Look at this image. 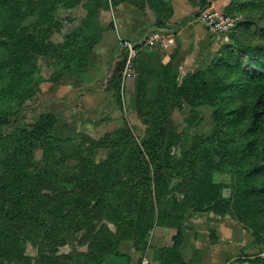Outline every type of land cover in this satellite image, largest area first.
Wrapping results in <instances>:
<instances>
[{
  "label": "trees",
  "instance_id": "trees-1",
  "mask_svg": "<svg viewBox=\"0 0 264 264\" xmlns=\"http://www.w3.org/2000/svg\"><path fill=\"white\" fill-rule=\"evenodd\" d=\"M65 1L90 4L89 19L122 2L152 5L159 29L171 13L161 0H0V105L22 108L38 98L46 82L37 78L40 57L55 68L53 86L92 65L91 53L111 26L96 29L89 21L65 31ZM223 13L239 21L203 70L181 78L177 53L167 65L149 64L140 53L131 107L147 125L142 137L125 124L98 140L86 133L65 138L53 113L20 126L0 113V264H131L123 244L146 252L158 227L176 233L171 246L153 249L152 262L187 264V222L196 213L230 216L264 246V0H231ZM88 29L95 30L90 37ZM56 33L63 41H52ZM122 70L120 61L111 81L118 99ZM184 106L192 110L188 129L199 125L198 107L211 111L208 133L176 130L171 115ZM99 150L106 151L101 161ZM211 240L218 242L214 234Z\"/></svg>",
  "mask_w": 264,
  "mask_h": 264
},
{
  "label": "crops",
  "instance_id": "crops-1",
  "mask_svg": "<svg viewBox=\"0 0 264 264\" xmlns=\"http://www.w3.org/2000/svg\"><path fill=\"white\" fill-rule=\"evenodd\" d=\"M161 1L167 4L171 13L169 19L165 21V26L160 29L156 25L157 11L152 5L147 4L141 9L130 2H122L112 8L111 12L106 11L100 17L99 24L102 29L111 27L94 47L90 56L92 65L80 77H68L63 82L50 85L45 91L42 90L40 97L49 103L42 114L53 113L61 120L74 118L77 123L92 125L105 123V117L106 120L110 117L112 120L121 118L118 97L111 88L113 74L122 57L120 39L138 43L152 31L167 32L175 40L173 47L163 50L157 44L155 47L141 49L140 53L142 51L146 53L145 58L149 64L167 65L177 53L174 64L181 78L205 69L226 42L211 37L199 22L198 14L204 0ZM230 3L231 0H215L214 6L225 12ZM132 87L134 88L133 84ZM209 216L211 219L204 221L201 228L195 223L197 220H194L192 215L187 222L184 244L186 263L249 264L238 263L236 260L241 258L242 254H252L256 248H260L253 243L251 234L229 216L227 218L213 214ZM212 229L216 230L215 237L219 240L216 243H213L212 236L210 237ZM154 232L159 238L167 237L165 246L172 245L175 230L157 228ZM262 250L260 253L264 251ZM130 254L132 255L129 257L130 262L134 264V251ZM150 263L158 264L152 260Z\"/></svg>",
  "mask_w": 264,
  "mask_h": 264
},
{
  "label": "rangeland",
  "instance_id": "rangeland-1",
  "mask_svg": "<svg viewBox=\"0 0 264 264\" xmlns=\"http://www.w3.org/2000/svg\"><path fill=\"white\" fill-rule=\"evenodd\" d=\"M92 8L93 7L87 2H82L79 6L74 7V8L69 7L67 1L63 2L59 8V14L62 16V18L65 19L66 27H67L65 31L67 30L70 31L73 29H81L83 27H86L87 26L86 24L89 21H90V24L92 22V25L95 26L94 28L97 29L98 27L97 25H100L99 24L100 17L103 14H105L106 11H101L97 18L89 19V14L92 13L93 11ZM112 8L108 12H111ZM33 19L34 18H30L31 21ZM93 33H95V30L88 29L86 31V35L89 37L90 35H93ZM52 41L55 43L63 41V34L62 33L54 34L52 37ZM2 52L3 51L0 52V55L1 54L4 55V52L3 53ZM121 55L124 56L123 51L121 52ZM50 63L52 62L49 58L40 57L38 59L39 73L37 74V78H39L40 80L43 79V82L46 80V82L42 83L41 93L38 95V98L35 101L27 102L22 108H20L17 102H7V103L0 105V113L9 116L10 121L12 122V125L20 126V125L35 123L39 119L40 115L42 114V111L46 110L45 108L48 107L47 105H49V103L43 97H40V95H42V90L44 91L47 90L49 86L51 85L48 82V79H50L52 75L54 74L55 68L51 66L52 64ZM137 75H138V72H137L136 62H135V77L129 80L125 84L124 89H122V85L120 88L119 99L117 101V104H119L120 106L119 114L121 118L112 120L110 117L109 119L107 118L109 120L108 121L106 120V117H105V123L100 122V124H97V125L84 124V123H79V122L77 123L76 120H73L74 118L69 119V120L60 119L61 124H60V127L58 128L59 135L62 137L68 138V137H75L77 133H86L92 138L98 140V139H101L103 136H105L107 133H110V132H113L119 129H123L125 124H127L135 130L136 135L142 137L145 133V130L147 129V125L143 122L144 118H142L138 114L137 110L132 109L131 107L132 96L135 93V82H136ZM132 84L134 85V88L133 87L131 88ZM197 111H198L197 121L199 122V125L195 128L188 129V126L186 123L187 118L192 115V110L188 106H184L181 109H178V108L175 109L171 115V123L173 124V126L176 128L178 132L188 131L191 134V137L197 134H206L208 133L211 127V111L207 107H198ZM73 145L74 144L72 143H67V146L69 147ZM1 155H2V149H0V157ZM42 156H43V153L41 150L35 151L36 160L42 159ZM95 158L97 161H101L105 159L106 151L99 150L97 154L95 155ZM70 162H71V165H74L76 163L75 160H71ZM224 196L230 197L231 191L229 189L224 190ZM209 215L211 214L196 213V214H192V217L194 218V220H197V222L195 223H197V225H199L201 228L202 223L204 224V221H209V219H211V216ZM227 217L228 216L220 217V218H227ZM203 218L206 220H203ZM158 228H161V227H158ZM161 229H166L168 231L170 230L168 228H161ZM202 229H204V227ZM154 231L152 232L150 240H149L150 247L148 251L146 252L138 251L135 248L133 242L130 241V242H126L123 244L121 252L125 256L132 257L130 253L134 251V254H135V256H133L134 264H145V262H147L148 264H151L150 261L152 259L153 249L161 248V247H168V246H165L167 245V237L159 238L158 235H156V232ZM210 232H211L210 237L212 236V234L216 235V230L212 229ZM248 233L251 234L250 232ZM165 234H167V232ZM215 240L219 241L217 237H215ZM257 246L260 248H256L255 253L242 254L241 257L244 258L249 255H253V256L259 255L260 256V254H263L264 246H259V245ZM69 250H70V247L67 246L62 249V252L66 253V252H69ZM260 250H262L263 252L260 253ZM27 254L33 258L37 256L36 248L32 246V244L30 243L27 245Z\"/></svg>",
  "mask_w": 264,
  "mask_h": 264
},
{
  "label": "built area",
  "instance_id": "built-area-1",
  "mask_svg": "<svg viewBox=\"0 0 264 264\" xmlns=\"http://www.w3.org/2000/svg\"><path fill=\"white\" fill-rule=\"evenodd\" d=\"M215 0H206L201 7L198 19L206 28L208 34L217 39L228 43L229 35L237 26L239 18L224 14L214 6ZM160 45V48L167 50L175 45V40L167 32L155 30L146 35L143 41L134 43L129 40L120 39V47L124 53L121 61H123V70L121 74V85L124 89L125 84L135 77V62L139 57L140 51L146 46ZM264 258V253L260 255ZM145 264H148L145 262Z\"/></svg>",
  "mask_w": 264,
  "mask_h": 264
}]
</instances>
